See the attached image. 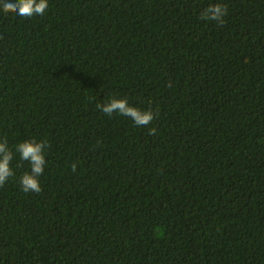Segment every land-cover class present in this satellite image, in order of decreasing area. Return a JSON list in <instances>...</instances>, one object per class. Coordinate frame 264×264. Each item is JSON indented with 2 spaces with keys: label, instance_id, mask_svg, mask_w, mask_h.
Masks as SVG:
<instances>
[{
  "label": "trees",
  "instance_id": "16d2710c",
  "mask_svg": "<svg viewBox=\"0 0 264 264\" xmlns=\"http://www.w3.org/2000/svg\"><path fill=\"white\" fill-rule=\"evenodd\" d=\"M216 3L223 27L200 18ZM48 4L0 8V264H264V0ZM110 97L156 117L109 118ZM28 140L49 145L39 194Z\"/></svg>",
  "mask_w": 264,
  "mask_h": 264
},
{
  "label": "clouds",
  "instance_id": "9594fccd",
  "mask_svg": "<svg viewBox=\"0 0 264 264\" xmlns=\"http://www.w3.org/2000/svg\"><path fill=\"white\" fill-rule=\"evenodd\" d=\"M49 7L48 0H0V8L5 14L14 13L17 16L31 18L33 16H43ZM228 15L226 5L216 3L207 7L201 14L202 20L215 22L218 27H223L226 23L225 17ZM96 108L109 118L119 115L129 118L137 127H147L155 119L156 114L151 108L140 110L130 106L127 99L110 97L105 103L97 104ZM156 129L149 131L154 135ZM47 141L28 140L15 146V152L19 153L20 160L25 161L30 166V172H25L19 180L21 191L24 193H37L42 191L39 177L44 174L46 165L45 150L48 147ZM14 152L9 148L7 137L0 139V187L15 175L12 168ZM77 170V165H72V171Z\"/></svg>",
  "mask_w": 264,
  "mask_h": 264
}]
</instances>
